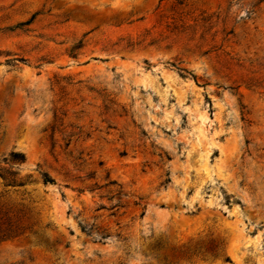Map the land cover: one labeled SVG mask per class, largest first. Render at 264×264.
<instances>
[{"label":"rangeland","instance_id":"1","mask_svg":"<svg viewBox=\"0 0 264 264\" xmlns=\"http://www.w3.org/2000/svg\"><path fill=\"white\" fill-rule=\"evenodd\" d=\"M0 264H264V0H0Z\"/></svg>","mask_w":264,"mask_h":264},{"label":"trees","instance_id":"2","mask_svg":"<svg viewBox=\"0 0 264 264\" xmlns=\"http://www.w3.org/2000/svg\"><path fill=\"white\" fill-rule=\"evenodd\" d=\"M12 161L15 162V163L23 162L24 161V157L21 154H13L12 155ZM44 182L45 183H52V181L47 176H45Z\"/></svg>","mask_w":264,"mask_h":264}]
</instances>
